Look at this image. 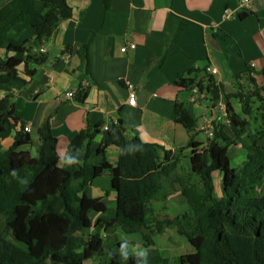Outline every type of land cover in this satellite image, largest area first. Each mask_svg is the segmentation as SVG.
Returning <instances> with one entry per match:
<instances>
[{"label":"trees","instance_id":"trees-1","mask_svg":"<svg viewBox=\"0 0 264 264\" xmlns=\"http://www.w3.org/2000/svg\"><path fill=\"white\" fill-rule=\"evenodd\" d=\"M104 2L110 7V0ZM72 15L68 0H8L0 8V50L12 55L0 57V85L25 83L23 76L33 78L34 67L48 61V55L40 50L43 42ZM25 30L33 31L34 39L21 43ZM208 69L189 70L177 85L187 91L198 89L215 108L222 85ZM201 73L204 76L200 79ZM250 83V92L226 96L233 138L218 122L207 145L196 142L193 134L186 167L181 156L144 143L138 133L127 138L118 123L97 152L104 158L102 164L92 161V143L100 130L88 128L71 143L68 166L61 168L50 118L39 128L40 146L33 157L28 150L32 139L16 115L13 95L2 98L0 264H85L96 258L100 264H121L111 255L123 244L115 235L116 229L120 227L127 234L139 230L145 242L153 245L154 233L148 227L151 203L177 191V185L188 212L154 225V232L162 234L166 228L175 227L187 240L192 251L178 258L179 264H264V88L253 78ZM87 90L82 87L73 92L72 100L85 103ZM233 97L240 100L246 118L236 113L230 103ZM175 121L189 132L197 126L182 103L176 104ZM9 138L14 143L5 151L3 142ZM236 144L243 145L249 154L245 163L235 168L229 150ZM109 146L119 150L116 166L105 158ZM217 174L223 185L219 196L214 186ZM105 175L117 193L114 210L102 200L88 197L90 185ZM94 214L102 216L95 223ZM93 227L96 233L87 234ZM127 264H137V257Z\"/></svg>","mask_w":264,"mask_h":264},{"label":"crops","instance_id":"crops-1","mask_svg":"<svg viewBox=\"0 0 264 264\" xmlns=\"http://www.w3.org/2000/svg\"><path fill=\"white\" fill-rule=\"evenodd\" d=\"M7 2L0 0V8ZM241 2L110 0V7H106L104 0H68L72 17L61 23L55 35L40 48L48 55L47 63L34 67L33 78L23 76L25 83L0 85V100L13 95L17 117L31 127L30 152L32 148L38 151L39 128L50 118L58 140L61 168L68 166L66 156L71 143L88 128L100 130L92 143V161L102 164L104 158L97 152L118 123L126 130L127 138L133 132L138 133L144 143L172 151L182 157L183 164L189 162L191 136L196 135V142L203 145L208 143V135L200 129L205 120L224 124L225 132L233 138L226 114V96H235L239 91L250 92V78L264 88V0H251L249 8L237 10ZM226 9L237 10L231 20L224 19ZM31 39H34L33 31L22 32L21 43ZM6 54L5 50H0L1 58ZM208 68L217 71L213 76L222 85L215 108L205 96L193 101V90L177 85L178 79L186 77L189 70ZM203 76L201 73L200 79ZM128 83L137 90L135 106L128 104ZM82 87L88 88L85 103L66 98L69 92L80 91ZM179 103L197 120L192 132L175 121V108ZM230 103L237 114L246 118L238 98H231ZM201 134L206 136V141L200 139ZM13 143V138L5 140L3 150H8ZM248 154L241 144L230 147L233 167H241ZM105 158L116 166L119 150L115 146L107 147ZM214 186L220 195L221 175L215 176ZM176 187L177 191L151 203L148 227L154 235L157 233L153 222L169 219L164 218L167 215L158 218L168 204H187L178 185ZM88 197L100 199L110 210L115 209L117 193L108 175L90 185ZM91 217L95 223L102 216ZM96 231L93 227L87 234ZM115 235L125 245L123 250L128 255L125 260L120 248L111 251L121 264L129 263L136 252L145 248H150L148 263H154L159 249L148 245L141 231L127 234L119 227ZM100 263L96 258L85 264Z\"/></svg>","mask_w":264,"mask_h":264},{"label":"rangeland","instance_id":"rangeland-1","mask_svg":"<svg viewBox=\"0 0 264 264\" xmlns=\"http://www.w3.org/2000/svg\"><path fill=\"white\" fill-rule=\"evenodd\" d=\"M201 140L206 141V136L203 134L200 135ZM32 147V146H31ZM29 147L28 150L31 148ZM31 153L34 157L38 155V151L36 148L31 149ZM234 154V153H233ZM235 155V154H234ZM232 155L233 157H235ZM187 163L182 164L183 166H187ZM103 179V177L101 178ZM220 189V187H219ZM221 190H219V194L221 195ZM219 196V195H218ZM188 204H168L165 211H163V214H160L158 216L159 219L163 218V215H167L164 218H175L177 216H181L182 214H185L188 212ZM163 220L154 221L153 225H157ZM154 244L151 246H156L159 250L156 252L155 261H152L154 263H148V264H179L178 258H180L182 255L191 253L192 248L190 247L187 240L180 236L177 233V230L175 227H168L165 229V233L162 234H156L153 237H151ZM152 254V253H151ZM148 262H150V259H148ZM51 264V263H47Z\"/></svg>","mask_w":264,"mask_h":264},{"label":"built area","instance_id":"built-area-1","mask_svg":"<svg viewBox=\"0 0 264 264\" xmlns=\"http://www.w3.org/2000/svg\"><path fill=\"white\" fill-rule=\"evenodd\" d=\"M250 6H251V0H242L241 4L237 10H243V9L249 8ZM237 10L226 9L225 13H224V19L225 20H231L233 18V16L235 15V13L237 12ZM122 51L125 52L126 49H122ZM253 66H255V65L253 64ZM208 72L211 73L212 75L217 74V71L213 68H209ZM127 85H128V89H129L128 104L130 106H135L137 104V90L134 88V86L131 83H128ZM193 92H194L193 101H198L199 97L204 96L203 94L199 93L198 89H194ZM73 97H74L73 92H69L66 95L67 99H73ZM18 127L21 128L22 126L18 125ZM23 128H24L25 133L31 132L30 126H24ZM105 129L108 130L107 128H105ZM200 129L203 132H205L209 138H213L214 132L216 130L215 122L205 120L203 122V125L200 127ZM103 237H106V234L103 233Z\"/></svg>","mask_w":264,"mask_h":264},{"label":"clouds","instance_id":"clouds-1","mask_svg":"<svg viewBox=\"0 0 264 264\" xmlns=\"http://www.w3.org/2000/svg\"><path fill=\"white\" fill-rule=\"evenodd\" d=\"M29 134V133H28ZM11 175H15V170L11 173ZM125 245H120V255L123 259L127 260L128 255L124 252ZM150 251V248L141 249L138 252L135 253V256L137 257V264H148V252Z\"/></svg>","mask_w":264,"mask_h":264}]
</instances>
